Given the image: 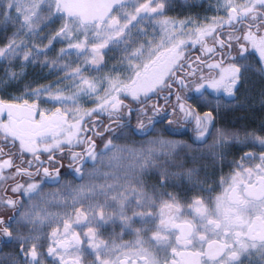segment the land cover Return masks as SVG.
I'll use <instances>...</instances> for the list:
<instances>
[{
	"label": "snow or ice",
	"instance_id": "snow-or-ice-1",
	"mask_svg": "<svg viewBox=\"0 0 264 264\" xmlns=\"http://www.w3.org/2000/svg\"><path fill=\"white\" fill-rule=\"evenodd\" d=\"M0 264H264V0H0Z\"/></svg>",
	"mask_w": 264,
	"mask_h": 264
},
{
	"label": "rangeland",
	"instance_id": "rangeland-1",
	"mask_svg": "<svg viewBox=\"0 0 264 264\" xmlns=\"http://www.w3.org/2000/svg\"><path fill=\"white\" fill-rule=\"evenodd\" d=\"M181 3H183V0H180ZM188 3L190 4H197L199 3V0H187ZM177 11H181L180 9H178ZM184 12H188V9L183 10ZM191 11H195V9H192ZM174 14V13H173Z\"/></svg>",
	"mask_w": 264,
	"mask_h": 264
}]
</instances>
